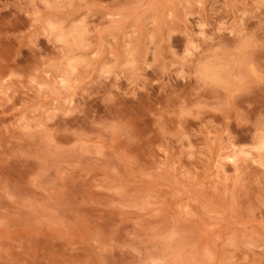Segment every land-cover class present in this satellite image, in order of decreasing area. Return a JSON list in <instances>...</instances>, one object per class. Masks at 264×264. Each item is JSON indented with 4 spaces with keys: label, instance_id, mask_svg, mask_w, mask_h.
Segmentation results:
<instances>
[{
    "label": "rangeland",
    "instance_id": "obj_1",
    "mask_svg": "<svg viewBox=\"0 0 264 264\" xmlns=\"http://www.w3.org/2000/svg\"><path fill=\"white\" fill-rule=\"evenodd\" d=\"M0 264H264V0H0Z\"/></svg>",
    "mask_w": 264,
    "mask_h": 264
},
{
    "label": "bare ground",
    "instance_id": "obj_2",
    "mask_svg": "<svg viewBox=\"0 0 264 264\" xmlns=\"http://www.w3.org/2000/svg\"><path fill=\"white\" fill-rule=\"evenodd\" d=\"M225 160H227V159H225ZM228 160H230L229 157H228ZM230 161H231V160H230Z\"/></svg>",
    "mask_w": 264,
    "mask_h": 264
}]
</instances>
